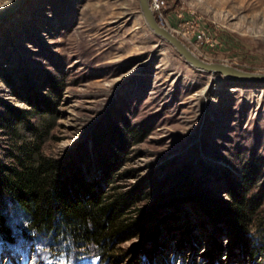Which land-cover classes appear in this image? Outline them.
Returning a JSON list of instances; mask_svg holds the SVG:
<instances>
[{"label": "rangeland", "instance_id": "rangeland-1", "mask_svg": "<svg viewBox=\"0 0 264 264\" xmlns=\"http://www.w3.org/2000/svg\"><path fill=\"white\" fill-rule=\"evenodd\" d=\"M16 1L0 0V163L13 130L42 141L103 200L125 195L121 219L138 227L99 258L2 205L0 264H264V81L193 68L138 0ZM149 1L200 59L264 73V0ZM13 114L40 136L10 129Z\"/></svg>", "mask_w": 264, "mask_h": 264}, {"label": "trees", "instance_id": "trees-1", "mask_svg": "<svg viewBox=\"0 0 264 264\" xmlns=\"http://www.w3.org/2000/svg\"><path fill=\"white\" fill-rule=\"evenodd\" d=\"M22 117L13 114L9 128L22 121L36 140L39 124H27ZM13 133L18 137L15 151L10 154L13 163H0V198L7 202L0 203L1 209L4 206L21 211L26 216L27 231L34 236L54 244L68 242L75 248L94 246L99 258L110 254L113 240L130 237L138 223L121 219L128 200L125 195L103 200L99 182L86 181L70 159L44 156L42 141L22 139L15 130ZM239 207L231 212L236 223L240 220ZM3 220L0 212V232L7 237Z\"/></svg>", "mask_w": 264, "mask_h": 264}, {"label": "water", "instance_id": "water-1", "mask_svg": "<svg viewBox=\"0 0 264 264\" xmlns=\"http://www.w3.org/2000/svg\"><path fill=\"white\" fill-rule=\"evenodd\" d=\"M20 1L21 0H17L13 5H16ZM138 3L141 15L148 28L155 35L168 42L176 50V52L182 56L185 62L193 68L200 71L219 73L227 78L235 80L264 81V73L243 71L226 63L207 62L200 59L191 50H189V48L175 34L158 23L153 11L151 10L149 0H138ZM11 9L12 7L0 14V18L10 12Z\"/></svg>", "mask_w": 264, "mask_h": 264}, {"label": "bare ground", "instance_id": "bare-ground-1", "mask_svg": "<svg viewBox=\"0 0 264 264\" xmlns=\"http://www.w3.org/2000/svg\"><path fill=\"white\" fill-rule=\"evenodd\" d=\"M149 3H150L151 10H152V11L155 10L156 8L153 7L152 2L149 1ZM153 13H154V11H153Z\"/></svg>", "mask_w": 264, "mask_h": 264}, {"label": "snow or ice", "instance_id": "snow-or-ice-1", "mask_svg": "<svg viewBox=\"0 0 264 264\" xmlns=\"http://www.w3.org/2000/svg\"><path fill=\"white\" fill-rule=\"evenodd\" d=\"M3 3H5V4L8 3V0H3Z\"/></svg>", "mask_w": 264, "mask_h": 264}, {"label": "built area", "instance_id": "built-area-1", "mask_svg": "<svg viewBox=\"0 0 264 264\" xmlns=\"http://www.w3.org/2000/svg\"><path fill=\"white\" fill-rule=\"evenodd\" d=\"M154 1V0H153ZM151 2V1H150ZM153 4V3H152ZM155 8V7H154Z\"/></svg>", "mask_w": 264, "mask_h": 264}]
</instances>
